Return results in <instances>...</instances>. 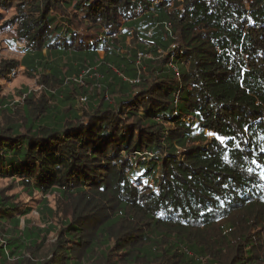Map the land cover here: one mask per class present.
Masks as SVG:
<instances>
[{
	"label": "trees",
	"instance_id": "trees-1",
	"mask_svg": "<svg viewBox=\"0 0 264 264\" xmlns=\"http://www.w3.org/2000/svg\"><path fill=\"white\" fill-rule=\"evenodd\" d=\"M1 19L24 57L0 78L45 92L0 95V177L44 197L40 228L0 191V264H264V0H0Z\"/></svg>",
	"mask_w": 264,
	"mask_h": 264
},
{
	"label": "rangeland",
	"instance_id": "rangeland-1",
	"mask_svg": "<svg viewBox=\"0 0 264 264\" xmlns=\"http://www.w3.org/2000/svg\"><path fill=\"white\" fill-rule=\"evenodd\" d=\"M13 11L7 13H2L4 21L10 19ZM0 20V66L6 61H18L20 62L24 57L23 44L15 41V27L6 25L1 28L3 20ZM130 38L127 40L128 46H130ZM100 58L103 53H99ZM139 56V55H138ZM138 62V58H137ZM61 71L64 73L66 68L61 67ZM90 79L94 81L95 78H99L98 75L92 73V71L82 70L80 75L74 77L73 80L79 83L81 86L86 88V84H83V79ZM91 81V82H92ZM0 95L2 97H8L9 103H22L27 93H32L34 95V101L42 100L44 88L40 85L39 78L27 74L26 70L19 65L14 73L8 78H0ZM45 99V98H44ZM83 100L78 102V108L83 109ZM211 137V135H209ZM0 191H4L6 196H15L16 202L23 205V208H32V212L28 215V218L37 224L40 228L43 226L40 224L39 217L35 212L36 207H38L41 200L44 198L42 195L34 194L33 196H28L22 189L21 186H17L11 182L9 178L0 177ZM47 199L48 207L55 208L57 195H50L45 197ZM51 238L54 236L51 235Z\"/></svg>",
	"mask_w": 264,
	"mask_h": 264
},
{
	"label": "built area",
	"instance_id": "built-area-1",
	"mask_svg": "<svg viewBox=\"0 0 264 264\" xmlns=\"http://www.w3.org/2000/svg\"><path fill=\"white\" fill-rule=\"evenodd\" d=\"M141 56H142V55H141V54H139V56H138V59H140V58H141Z\"/></svg>",
	"mask_w": 264,
	"mask_h": 264
},
{
	"label": "snow or ice",
	"instance_id": "snow-or-ice-1",
	"mask_svg": "<svg viewBox=\"0 0 264 264\" xmlns=\"http://www.w3.org/2000/svg\"><path fill=\"white\" fill-rule=\"evenodd\" d=\"M210 135H211V133H210Z\"/></svg>",
	"mask_w": 264,
	"mask_h": 264
}]
</instances>
